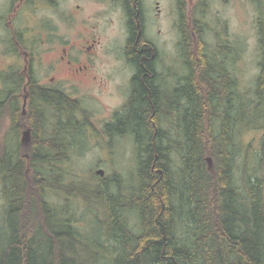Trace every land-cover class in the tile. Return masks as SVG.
Instances as JSON below:
<instances>
[{"label":"trees","instance_id":"obj_1","mask_svg":"<svg viewBox=\"0 0 264 264\" xmlns=\"http://www.w3.org/2000/svg\"><path fill=\"white\" fill-rule=\"evenodd\" d=\"M122 1L130 16L125 54L137 74L107 136H134L135 183L125 186L115 174L110 183L101 178L92 184L67 171L62 164L70 160L73 134L83 127L74 123L72 101L65 100L69 109L62 112L58 94L40 92L56 108L53 120L66 119L69 111L70 125L66 130L56 125L49 134V112L40 106L33 111L32 103L26 116L15 113L16 132L32 127L33 147L17 145L11 152L13 146L8 151L0 146V264H264V109L258 111L264 107V23H258L263 54L254 99L236 118L242 97L224 70L220 42L210 54L200 44L206 31L196 13L203 14L209 0H197L190 13L187 0H176L188 75L170 95L159 92L150 77L157 52L142 26L138 34L135 0ZM250 110L263 122L260 151L256 166L244 163L238 175L234 127L252 121ZM167 119L173 131L163 128ZM173 152L179 154L178 166ZM77 199L87 212L101 206L100 218H76Z\"/></svg>","mask_w":264,"mask_h":264},{"label":"rangeland","instance_id":"obj_2","mask_svg":"<svg viewBox=\"0 0 264 264\" xmlns=\"http://www.w3.org/2000/svg\"><path fill=\"white\" fill-rule=\"evenodd\" d=\"M63 1L64 6L58 10L52 6L46 8L40 3H38L39 7L32 10V19H34L31 26L33 65L37 77L45 78L47 81L52 76L57 79L65 77V67H63L65 63L61 57L64 41L68 40L69 44L81 47L85 38L88 40L85 43L88 44L92 37H95L100 41V46L94 58L95 67L90 72V77L77 80L72 78L65 83L64 90L71 98L84 106L85 116H88V120L92 121L95 127L94 130L91 129L94 131L91 136L85 129L81 136H77L78 146L76 147V143L73 145L69 163L65 162L62 166L70 173L82 175L92 184H98V179L101 178L109 182L112 176L117 174L122 176L125 186H130L135 183L137 169L134 136L111 138L107 135H99V132L104 129V121L125 108L130 96L129 80L134 69L129 65L125 54L126 44L130 37L126 14L121 6H111L104 1L82 0L83 3L80 0ZM187 1L188 13H190L197 0ZM18 3V0H0V12L7 9V6L10 9ZM77 3L82 6L80 10L75 9ZM143 5L142 31L144 38L154 45L158 54L156 70L165 89L173 87V84L171 85L173 80L183 84L187 72L182 58L181 35L178 29L179 18L175 0H144ZM26 7L20 8L21 16L17 18L23 31L26 30V26H29L26 20L29 19L27 16L29 11ZM158 9H160V14H158ZM206 9L203 14L200 10L197 11L196 15H199L198 19H202L205 24V40L210 46L209 49H212L215 42L219 41L224 20L229 23L231 41L239 37L241 42L239 57L230 54L228 59L234 78L237 80L235 90H238V96L242 97L237 98L234 113L236 118H240L242 107L248 106L254 99L255 82L260 71L259 64L263 53L259 42L258 23H264V0H230L228 5L223 0H209ZM72 11H76L77 14ZM65 13H67L66 16ZM44 20L49 22L48 28L45 29L42 28L40 22ZM1 24L0 21V26ZM8 35L12 36L8 34V31L0 29V71L7 66L8 68L18 66L15 57L7 56L8 43L11 41ZM93 76H96V79ZM59 83L58 80L56 85ZM12 87L10 85L7 89ZM166 94L170 95L168 92ZM262 109L264 107H260L258 111ZM252 113L253 111L250 110L252 121L242 120L234 127L235 165L238 175L241 174L244 163L249 168L256 166L260 151L263 122L260 118L258 120L255 114L251 115ZM163 126L165 130L171 128L173 131V120H164ZM9 137L13 138L9 131L8 120L5 118L0 124L2 149L12 146ZM171 156L174 166H178L179 154L173 152ZM99 169L104 172L102 177L96 174ZM68 180L67 175L65 182ZM1 188L0 181V211L4 203ZM55 200L62 201L57 197ZM83 205L84 203L80 201L73 206L76 218L84 216L90 219L94 214L97 215L95 220L100 218L101 206L97 205L96 208H90L87 212ZM80 221L81 224L87 226L86 219ZM86 231L91 234L92 228L89 230L86 227ZM101 243L107 247L110 245L107 241Z\"/></svg>","mask_w":264,"mask_h":264},{"label":"flooded vegetation","instance_id":"obj_3","mask_svg":"<svg viewBox=\"0 0 264 264\" xmlns=\"http://www.w3.org/2000/svg\"><path fill=\"white\" fill-rule=\"evenodd\" d=\"M19 3L15 5L13 8L4 9L2 12H0V21L1 25L0 29L2 31H8V34H11L10 36L11 41H9V46H8V53L7 56H12L15 57V62H17L18 66H13L11 68H8L9 66L5 67L2 69L0 72V124L2 123L3 119H7L9 123V131L12 134L13 138H10V144L14 147L13 149L11 148L10 151L13 152L15 147L17 145L22 146L24 149L30 148L31 145L33 147V129L32 127L25 128L21 132H16L15 128H18V122L15 121L14 119H17V115L20 117L26 116L28 113V110H30V106L32 103V110L36 111V107L40 106L45 107L47 111L49 112V117L50 120L45 122V125L47 126L48 130L47 132L49 134H52L55 130L54 126H60L61 129L66 130L67 127L70 125L68 121L69 117V111H66L67 113L64 115L66 119L58 122L54 121L53 118L56 116V108L54 105H47L46 102L42 99L40 96V92L45 91L48 92L49 94L55 96V94H58L57 96L59 98H56L61 103L60 108L64 112L65 110L69 109V105L65 104V100L67 101H72L73 104L72 109V118L74 119V123L76 126H82L83 129H81L79 134H73V143L77 144L78 143V138L77 136H81L82 131L85 129L86 132L91 136V134H94V131H91L95 127L94 123L92 121L88 120V116L86 117V110L84 109V106L79 104L77 100H74L69 96V94L64 90L65 83L68 80H71L72 78L77 80L78 78L85 79L90 77V72L94 70L95 67V62L94 58L97 54V49L100 46V41L96 39L95 37H92L91 42L86 44L85 42L87 38H85L84 42L82 43L81 47L69 44L68 40L63 42L62 45V61L65 63L63 64L64 69V75L65 77L61 78H56L55 76H52L49 81L38 78L36 72L34 71V65H33V50H32V10L33 8L39 7L41 4L42 6L44 5L46 8L48 6L54 7L56 10L61 9V6H64V1L63 0H18ZM90 1V0H87ZM104 1L109 3L111 6H121L123 8L126 17H127V24L129 23V11L126 10L123 1L122 0H94V2H100ZM226 5L230 3V0H223ZM81 3H83L82 0H80ZM176 2V0H175ZM40 3V4H38ZM144 0H135V2H132L131 7L134 10V17H135V23H136V28L138 30V34L141 31V26H143V14H144ZM28 8V15L29 19L27 20V23L29 26H26V30H21L20 24H18L17 18L21 16L20 14V8L22 7ZM81 5L77 3L75 6L76 10L81 9ZM207 8V7H206ZM205 8V11L207 10ZM176 10L179 18V7L176 3ZM9 12V13H6ZM64 12V11H63ZM73 12V11H72ZM73 13H76L74 11ZM77 14V13H76ZM158 14H160V9H158ZM67 13H65V16ZM73 18V16H72ZM17 20V21H16ZM42 28H48V21H40ZM38 23V22H34ZM26 24V23H25ZM29 27V28H28ZM41 27V26H40ZM129 28V27H128ZM195 36V35H194ZM206 37V33H205ZM220 45L223 49V67L224 70L227 73H230L232 77H234V74L232 72V69L230 68L229 62V55H237L239 57L240 55V48H241V42L239 37L235 38L234 41H231L230 39V31H229V23L227 20H224L221 26V32H220V39H219ZM193 48L194 50H198L199 46L198 43L193 42ZM201 45H204L206 47V52L208 54L211 49H209V44L204 40V42L200 43ZM219 44L218 42H215L214 45ZM157 54V53H156ZM158 54L156 55V60H155V69H156V63L158 60ZM183 58V57H182ZM129 63V61H128ZM183 63H184V68L186 70V76L188 75V70L186 68L184 58H183ZM129 65L134 69V73L132 77L129 80V92L130 94L132 93L135 85L133 84V79L136 77V70L131 63ZM54 69V67H51ZM51 69V70H52ZM142 75H139V78L142 83L143 82V77ZM150 77H154V85L159 87V92L162 94L165 93H170L174 94V92L182 86V84L179 81L173 80L171 85L173 84L172 88L165 89L164 84L162 83V79H160L159 74H151ZM94 79H96V76H93ZM235 79V88H236V78ZM60 81L59 85H56L57 81ZM56 81V83H55ZM13 82V83H12ZM12 85V88L7 89V87H10ZM170 85V86H171ZM117 89H119L117 87ZM150 92V91H149ZM236 93L238 94V90H236ZM66 101V102H67ZM125 108H123L121 111L118 112H123ZM116 112V113H118ZM16 113V114H15ZM114 114L108 118V120L104 121L102 131L99 132V135H107L109 134V129L111 125L116 123V117L117 114ZM12 129V130H11ZM28 130L29 131V141L22 145L21 138L22 134L24 131ZM94 130V129H93ZM67 134L68 131H66ZM72 134V132H70ZM104 138V137H103ZM6 143V142H5ZM66 143L68 144V138L66 139ZM73 144V145H74ZM78 144L76 145V147ZM73 148V147H72ZM3 150L8 151V149L3 148ZM69 152V151H68ZM22 158L28 159L29 156L27 153H22L21 154Z\"/></svg>","mask_w":264,"mask_h":264},{"label":"water","instance_id":"obj_4","mask_svg":"<svg viewBox=\"0 0 264 264\" xmlns=\"http://www.w3.org/2000/svg\"><path fill=\"white\" fill-rule=\"evenodd\" d=\"M28 141H29V131L26 130L22 134V138H21L22 145L26 144ZM96 174L102 177L104 175V172L103 170L99 169L96 171Z\"/></svg>","mask_w":264,"mask_h":264}]
</instances>
